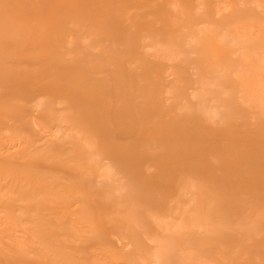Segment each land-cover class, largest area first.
<instances>
[{
  "label": "rangeland",
  "instance_id": "1",
  "mask_svg": "<svg viewBox=\"0 0 264 264\" xmlns=\"http://www.w3.org/2000/svg\"><path fill=\"white\" fill-rule=\"evenodd\" d=\"M47 1L0 0V264H264V0Z\"/></svg>",
  "mask_w": 264,
  "mask_h": 264
},
{
  "label": "bare ground",
  "instance_id": "2",
  "mask_svg": "<svg viewBox=\"0 0 264 264\" xmlns=\"http://www.w3.org/2000/svg\"><path fill=\"white\" fill-rule=\"evenodd\" d=\"M43 5L44 6H48V1L45 3V0H44V3H43ZM32 7H34V6H32L31 5V8ZM36 8V7H35ZM35 8H33V9H29V13H27V14H25V16L24 17H22V20H21V28H20V32L22 33V35H26L27 33H31V31L32 30H34L35 28H41V27H46V28H48L49 29V27H50V20H49V18H48V15H41V16H39V17H37L36 15H38L39 13H38V11L40 10V8H38L37 7V10L35 9ZM39 9V10H38ZM33 10H34V12H33ZM77 13V12H76ZM75 13V14H76ZM62 15V14H61ZM70 16V15H69ZM84 16V14H82L81 13V18ZM21 19V18H20ZM83 19H84V17H83ZM80 21V20H79ZM81 22V21H80ZM125 22V21H124ZM83 23V22H82ZM85 23V22H84ZM83 23V24H84ZM80 24V23H79ZM71 27H72V25H71ZM78 30V29H77ZM75 31H76V29H75ZM50 32H52V31H50ZM59 32V31H58ZM128 32V31H127ZM62 32H60V34H61ZM126 33V32H125ZM40 35V34H39ZM63 35V34H62ZM111 35V34H110ZM41 36V35H40ZM50 36V35H49ZM51 36H52V33H51ZM48 37L49 38V40L48 41H46V42H39V36H36V38H35V40H37V43H35V45H37L36 47H40V55H41V57H44L45 55H47V53L48 54H52V52H54L53 50V47H54V44L53 43H55L56 42V40L55 41H53V39L54 38H56V37ZM115 37V36H114ZM47 38V37H46ZM52 39V40H51ZM57 39V38H56ZM59 39V38H58ZM47 40V39H46ZM61 40V39H60ZM64 40V39H63ZM87 41V40H86ZM85 41V42H86ZM59 42V41H58ZM61 42V41H60ZM18 43V42H17ZM59 45H60V43H58ZM21 45V44H20ZM64 45V44H63ZM114 45V44H113ZM68 46V45H67ZM114 46H116V45H114ZM56 49V48H55ZM50 50H52V51H50ZM68 50V49H67ZM62 51V50H61ZM58 54H59V52H57ZM61 53V52H60ZM121 53V52H120ZM60 57V56H59ZM59 57H56L55 59H56V62H57V58H59ZM74 58V57H73ZM76 58H77V56H76ZM75 61V60H74ZM56 62H55V64H56ZM61 61H59L58 63H60ZM57 63V64H58ZM73 63V62H72ZM65 66V65H64ZM63 66V67H64ZM91 66V65H90ZM14 68V67H13ZM149 69V68H148ZM16 70V69H15ZM67 70H69L68 68H67ZM66 70V71H67ZM135 70V69H134ZM66 71H64L65 73H66ZM91 71V70H90ZM64 72H62L63 74H65ZM67 75H68V73H66ZM70 75H68V77H69ZM27 77V76H26ZM39 82V81H38ZM50 82V81H49ZM159 89V88H158ZM158 94H159V92H158ZM118 98V97H117ZM121 101V100H120ZM214 102V101H213ZM206 107H204V109H205ZM201 109H199L198 111H200ZM203 110V109H202ZM201 110V111H202ZM207 110V109H206ZM134 111V110H133ZM200 111V112H201ZM211 111V110H210ZM199 112V113H200ZM203 112V111H202ZM201 112V113H202ZM201 115H203V113L201 114ZM205 115V114H204ZM203 115V116H204ZM202 116V117H203ZM209 117V116H208ZM205 119H206V117H205ZM154 138H155V136H154ZM158 138V137H157ZM160 138V137H159ZM176 139V138H175ZM179 139V138H178ZM177 140V139H176ZM179 140H181V139H179ZM192 139H190V141H191ZM199 140V139H198ZM223 140V139H222ZM225 140V139H224ZM260 140H263V139H260ZM175 141V140H174ZM193 141V140H192ZM259 141V140H258ZM176 142V141H175ZM262 142V141H261ZM148 144V143H147ZM176 144V143H175ZM223 144H224V142H223ZM161 149V148H160ZM174 149H176V151H177V148H175L174 147ZM220 150H222V149H220ZM174 151V150H173ZM170 152V151H169ZM154 154V153H153ZM150 155V154H149ZM245 159V158H244ZM247 161V160H246ZM107 198H109V199H107V200H110V198L111 197H108L107 196ZM106 203V202H105ZM159 254V253H158ZM159 256V255H158ZM160 259H162V258H160ZM142 260V259H141ZM143 260H145V259H143ZM56 262V261H55ZM62 262V261H61ZM56 263H58V262H56ZM61 264V263H60ZM158 264V263H157ZM160 264V263H159Z\"/></svg>",
  "mask_w": 264,
  "mask_h": 264
}]
</instances>
